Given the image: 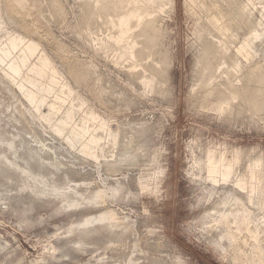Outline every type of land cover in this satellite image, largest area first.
<instances>
[{
	"label": "rangeland",
	"instance_id": "obj_1",
	"mask_svg": "<svg viewBox=\"0 0 264 264\" xmlns=\"http://www.w3.org/2000/svg\"><path fill=\"white\" fill-rule=\"evenodd\" d=\"M0 264H264V0H0Z\"/></svg>",
	"mask_w": 264,
	"mask_h": 264
},
{
	"label": "bare ground",
	"instance_id": "obj_2",
	"mask_svg": "<svg viewBox=\"0 0 264 264\" xmlns=\"http://www.w3.org/2000/svg\"><path fill=\"white\" fill-rule=\"evenodd\" d=\"M143 36H144V35H143ZM145 40H146V38H145ZM151 41L153 42V38L150 39V37H149V38L147 39V42L149 43V46H151V45H150V42H151ZM152 42H151V43H152ZM145 43H146V41H145ZM148 43H147L146 46H148ZM249 103H250V102H249Z\"/></svg>",
	"mask_w": 264,
	"mask_h": 264
}]
</instances>
